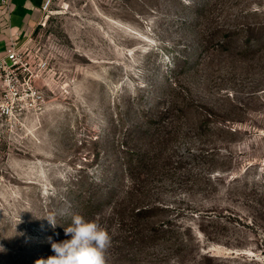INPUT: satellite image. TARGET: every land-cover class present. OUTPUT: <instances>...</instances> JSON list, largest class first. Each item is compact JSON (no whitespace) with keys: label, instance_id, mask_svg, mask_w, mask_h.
<instances>
[{"label":"rangeland","instance_id":"obj_1","mask_svg":"<svg viewBox=\"0 0 264 264\" xmlns=\"http://www.w3.org/2000/svg\"><path fill=\"white\" fill-rule=\"evenodd\" d=\"M22 44L0 264L53 255L75 214L107 264H264V0H50Z\"/></svg>","mask_w":264,"mask_h":264},{"label":"clouds","instance_id":"obj_2","mask_svg":"<svg viewBox=\"0 0 264 264\" xmlns=\"http://www.w3.org/2000/svg\"><path fill=\"white\" fill-rule=\"evenodd\" d=\"M39 218L46 219L53 229L60 225L54 214ZM64 234L67 238L59 242L48 238L53 255L37 260L36 264H107L111 236L98 222L75 214L64 227ZM0 251H4L2 245Z\"/></svg>","mask_w":264,"mask_h":264},{"label":"crops","instance_id":"obj_3","mask_svg":"<svg viewBox=\"0 0 264 264\" xmlns=\"http://www.w3.org/2000/svg\"><path fill=\"white\" fill-rule=\"evenodd\" d=\"M48 0H11L7 18L0 13V56L6 53L10 37L25 43L30 31L39 23Z\"/></svg>","mask_w":264,"mask_h":264},{"label":"built area","instance_id":"obj_4","mask_svg":"<svg viewBox=\"0 0 264 264\" xmlns=\"http://www.w3.org/2000/svg\"><path fill=\"white\" fill-rule=\"evenodd\" d=\"M10 1L11 0H0V13L4 15L5 18L10 14ZM49 1L50 0H48L47 3ZM22 45L23 44L14 37H10L6 53L0 56V82H2L1 80L4 75H13L12 78L5 81V85L9 89L7 96L12 99H19L21 97L19 91L21 81L16 71L23 65ZM24 92V96L32 101L31 105L33 107L43 102L41 94L30 82H25Z\"/></svg>","mask_w":264,"mask_h":264}]
</instances>
